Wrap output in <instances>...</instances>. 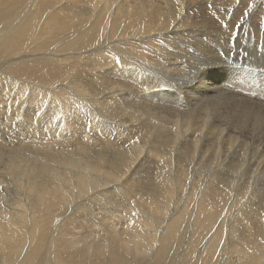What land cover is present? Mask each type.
<instances>
[{"label":"bare ground","instance_id":"bare-ground-1","mask_svg":"<svg viewBox=\"0 0 264 264\" xmlns=\"http://www.w3.org/2000/svg\"><path fill=\"white\" fill-rule=\"evenodd\" d=\"M241 1L0 0V103L25 117L0 127V264H264L263 120L191 94L219 20L246 6L264 45V0ZM176 96L178 116L152 99Z\"/></svg>","mask_w":264,"mask_h":264},{"label":"rangeland","instance_id":"rangeland-1","mask_svg":"<svg viewBox=\"0 0 264 264\" xmlns=\"http://www.w3.org/2000/svg\"><path fill=\"white\" fill-rule=\"evenodd\" d=\"M240 2H242V1L239 0V3ZM231 4L234 5V6H232V5L228 6L227 5L225 8L228 9V8L231 7V9L229 11V12H231V14L229 12L227 14H229L231 16V18H235L234 14L236 12V7H237L236 4H238V2L236 0H231ZM245 8H246V6H243L241 8V10L244 11ZM243 11H242V13H243ZM242 13H241V15H242ZM227 14H226V17L229 20V15H227ZM241 15L237 16L236 19L240 18ZM260 17H264V13L261 14ZM250 20H252V18H250ZM256 23H257L256 31H254V29H253V25L254 24H252V27H251V25L248 24V22H247V23H245V28L247 27L246 31L240 32L241 34L240 33L237 34V38L236 39L240 40V42L242 44L236 45V41H235L234 44H229L227 42H225L223 44V42H224L223 41L220 45H216V46H215V44L212 45L213 48H214V50H213L214 54H212L213 58L211 56L208 57L207 54L203 55L202 53L197 55V54H195L196 52H195L194 49H190L191 53L196 55L197 63L199 64V63L202 62L201 63L202 65L199 64L200 66L199 65L196 66V68H197L196 71H198V69H201V71L199 70L197 72V76L199 75L200 78H199L198 81L196 80L194 82V85H193V87L191 89L192 90L191 94H197V93H199L201 91V92L209 93L211 95V93H212L211 91L207 92L203 88V84L206 81H208L216 89L215 92L219 93L223 89L220 92V94L223 93L224 90H227V87H228L229 91L232 92V93L224 92V93H227V94L230 93L231 95L227 96L225 94V95H223L224 96L223 98H225L227 100V98L229 99L231 97L228 100V103H230L232 105L234 104V106L239 105L240 108H248L249 107L251 110L253 109L252 111L249 112L250 117L252 119H250V117H248V116L243 117V119L244 118H246V119L249 118L248 120H252V122L254 123L259 118V119L263 120V124L262 125H264V45H263V41H261L260 44H257L254 40H252L253 37H255L256 33H260V26L262 24V21L261 22L260 21H256ZM254 32H256V33H254ZM251 42L253 43V46H252ZM226 43L229 44L231 46V48ZM222 44L226 48H224ZM185 47L181 49V53H180L181 56L183 57V59L185 58L187 60L185 62V59H184V63L183 64H186L188 62V57H187L188 55L186 53V52H188V50L185 49ZM216 47H217V49H216ZM220 48L221 49L223 48V49L221 50ZM174 50H171L170 52L172 54H176L174 52ZM218 50H221V51H218ZM215 53H216V55H215ZM206 57L209 58V59L211 58V59L207 60ZM198 59L200 60V62H198L199 61ZM205 62L208 63V64H206ZM153 63H155V64L154 65L147 64L146 67H145L148 70V73H146L147 77L148 78L149 77L152 78V76H153L152 73H153L155 75V77H157V79H156L157 84L165 92H169V93L173 92L174 94H176V91L173 90L172 86L169 85V83H171L170 80H173V79L172 78H169L170 80L169 79H165V78H163L162 75H159V74L155 73V72H160V71L163 72V71H165L163 73H166L167 77H168L171 74V72L173 71L172 65H171V68L164 69V65L158 64L156 62H153ZM183 68H184V65H183ZM185 69L189 70L188 67H185ZM225 71H227L226 75L224 74ZM227 75H228V77H227ZM219 76L223 77L224 79H218ZM158 78H160V79H158ZM224 80H231V81H233V84L231 86H229V84H231V82L229 81L228 82L229 84L226 85V83H223ZM173 82H174V80H173ZM135 84L134 85L136 86V88L139 91H141V93H142L141 89H142V85L143 84L141 82H139V81H137ZM165 86H168L169 88L168 87L166 88ZM230 89H233V90H230ZM171 90H173V91H171ZM4 93L5 92H2V94L4 95V99L2 101L4 103L3 102L0 103V104L3 105V106L2 105L0 106V127L3 129V127L5 125H10L11 124V125H13V127L15 129L18 126V121H24L25 122V117H24L23 113L20 116H17V114H19V111H18L19 109L18 108L21 106V104H19V100L12 93H10V96H6ZM146 94L147 93H145V95ZM142 95H144V94L142 93ZM152 99H154V102H156L157 104L160 103L158 105H160L161 107L167 108L168 110L171 109L170 111H172V112L176 111L175 112L176 115L178 113L180 115V113H185L187 111L186 106H185V109L181 107V101L179 100V98L177 96L173 97V98L169 97V98H152ZM22 100H24V102H23L24 103L23 104L24 108H27L28 107V101H29V95L28 94L25 95ZM10 101L13 102V103H17L18 104V108L15 107V106L13 107V105L10 103ZM235 102H236V104H235ZM50 103H51V99L46 102L43 111L48 110V108L50 106ZM245 104H247V105H245ZM153 105H155V104H153ZM158 105H156L155 108L160 107ZM138 106H141V104L138 105ZM239 106H237V107H239ZM141 107H144V106H141ZM187 107L190 108V105L187 106ZM4 108H5V110H4ZM255 109L257 111H255ZM9 110H10V112H9ZM162 110H164V109H162ZM258 110H259V112H258ZM12 112H13V114H12ZM255 112L258 113V114H255ZM36 114H39V112H36ZM253 114H254V116H253ZM8 118H10V119H8ZM30 118L31 119L33 118L36 121H38V119H39V117H37V116H33V117H30ZM85 118H87V117H85ZM29 119H28V122H31V120H29ZM52 119H53V121H55L54 115H52ZM49 123H50V121H49ZM88 123H89V121H86V124H88ZM26 124H27V122H26ZM1 125H4V126H1ZM46 126H47V124H46ZM259 128H263V127L260 126ZM87 130L90 131V129H87ZM102 140H105V138L102 137ZM125 148H127V145H126ZM143 172H144L145 175L147 174L145 172V170H143Z\"/></svg>","mask_w":264,"mask_h":264},{"label":"snow or ice","instance_id":"snow-or-ice-1","mask_svg":"<svg viewBox=\"0 0 264 264\" xmlns=\"http://www.w3.org/2000/svg\"><path fill=\"white\" fill-rule=\"evenodd\" d=\"M237 2L239 3V0H237ZM209 8V10H211L213 8V5L209 4L207 6ZM250 7V6H249ZM223 11L225 12H228L229 10L227 8L223 9ZM249 15V11L246 9L243 13H242V16L240 18H238V22L235 23L234 25H232L230 27L229 25V21L228 20H219V24L222 28H226L229 30L230 32V35H229V43L230 44H234L235 41H236V38H237V34H238V31L241 29L242 27V20L244 17H247ZM231 19V16L229 15V20ZM206 63V62H205ZM199 71V69H198ZM191 78V74H188L187 76H181L179 79L180 80H187V79H190Z\"/></svg>","mask_w":264,"mask_h":264}]
</instances>
